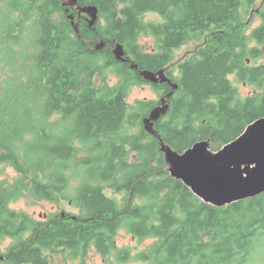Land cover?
I'll return each mask as SVG.
<instances>
[{"label":"trees","instance_id":"1","mask_svg":"<svg viewBox=\"0 0 264 264\" xmlns=\"http://www.w3.org/2000/svg\"><path fill=\"white\" fill-rule=\"evenodd\" d=\"M77 1L99 10L94 28L79 19V35L67 0H0V65L15 68L0 84V169L9 163L21 174L0 182V242L12 241L0 264H51L59 254L83 264L92 250L106 264H264V194L223 208L204 203L171 177L160 146L182 154L209 141L217 151L264 118V16L253 30L248 19L264 0ZM151 14L161 21L147 22ZM147 37L154 52L142 47ZM111 40L131 62L116 60ZM98 42L107 45L97 51ZM161 70L178 88L155 122L158 139L143 119L173 88L140 72ZM233 78L252 93L242 97ZM145 85L160 101L129 104ZM21 199L69 200L78 213L36 220L11 208ZM122 229L154 242L134 256L118 246Z\"/></svg>","mask_w":264,"mask_h":264},{"label":"water","instance_id":"2","mask_svg":"<svg viewBox=\"0 0 264 264\" xmlns=\"http://www.w3.org/2000/svg\"><path fill=\"white\" fill-rule=\"evenodd\" d=\"M65 6L75 7L79 13L77 20L74 16H69L78 35L80 18L87 15L90 28H94L99 21V10L95 6L80 7L77 0H67ZM110 42L114 44L113 53L117 61L131 62L126 58L122 45L114 40ZM106 45L107 42H98L96 50H102ZM131 68L138 69L134 64ZM140 75L151 84L168 83L173 88L162 99L161 106L154 109L150 117L143 119L145 130L161 139L155 129V122L168 112L167 100L178 86L172 84L164 70L158 73L140 72ZM160 146L171 177L182 181L205 203L223 208L264 194V118L250 125L240 137L216 153L210 150L209 141L198 142L182 154L163 141Z\"/></svg>","mask_w":264,"mask_h":264},{"label":"rangeland","instance_id":"3","mask_svg":"<svg viewBox=\"0 0 264 264\" xmlns=\"http://www.w3.org/2000/svg\"><path fill=\"white\" fill-rule=\"evenodd\" d=\"M255 13L256 14L252 15L251 17H248V19L252 20L251 23V30L258 28L262 25L263 23V18L261 16H264V7H261L259 4L255 8ZM145 20L147 22L149 21H155L159 22L161 21L160 16L156 14H151L147 15L145 17ZM29 32V31H28ZM26 34V40H29L32 36H35V33H29ZM205 39H201L202 42L196 41L192 42L187 46H184L182 49H179L176 51L175 56L176 60H180L184 58L185 56L189 55L191 52H193L199 45H202L204 43ZM141 44L142 47L144 48L145 51L148 52H154L155 51V40L152 38H143L141 39ZM4 68V69H3ZM15 68L10 67L7 63L4 65H0V84L5 80V78L9 75L12 76L14 73ZM109 82L113 86L116 83L119 82V79L113 74V71H109ZM25 77L26 78L27 74L25 72ZM12 80V79H11ZM233 84L237 87L240 95L242 97L249 96L252 91L253 87L251 86H246L236 80V78H233ZM161 95L159 92H157L151 85H145L141 87H135L128 99V103L131 105H134L138 101L142 100H155V101H160ZM59 117L57 115L53 116V122L57 121ZM81 157L83 154L80 155ZM18 176H21L19 171H16L9 163H5V168L4 170L0 169V182L2 180H8L10 182L14 181ZM76 183V182H75ZM72 194V191L70 192ZM107 194L113 198L116 199L117 201L121 202L123 199L122 194H115L112 191L108 190ZM12 209H15L17 211H24L28 213L29 215L33 216L36 220H42L46 221L48 220L49 216L51 215H59L62 212L68 213V214H77L78 209L69 201L66 200L61 203L57 202H38V201H29L27 199H21L20 201H17L11 205ZM47 215L48 217L43 218V215ZM154 240L148 239L143 242H140L133 238L131 235L127 233L125 229H122L118 236H117V243L119 247H127L132 251V254L134 256H137L139 252H143L147 250L149 247L152 246ZM12 244V241L10 239H4L0 242V248L2 251L6 252L7 248L10 247ZM51 264H82V261L77 260V259H71L68 256L64 254H59L58 256H54L52 263ZM83 264H106L104 259L95 252V250H92L86 262H83Z\"/></svg>","mask_w":264,"mask_h":264}]
</instances>
